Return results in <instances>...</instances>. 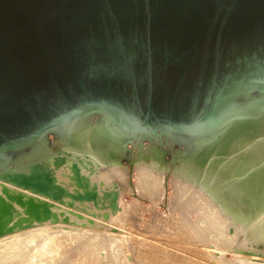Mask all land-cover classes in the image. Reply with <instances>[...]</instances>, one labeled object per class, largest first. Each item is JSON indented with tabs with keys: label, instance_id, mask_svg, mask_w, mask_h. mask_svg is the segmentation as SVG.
Returning a JSON list of instances; mask_svg holds the SVG:
<instances>
[{
	"label": "water",
	"instance_id": "obj_1",
	"mask_svg": "<svg viewBox=\"0 0 264 264\" xmlns=\"http://www.w3.org/2000/svg\"><path fill=\"white\" fill-rule=\"evenodd\" d=\"M22 1L28 33L21 27L19 38L0 42V159L83 115L100 116L130 143L164 137L184 145L221 127L243 96L264 97V0ZM73 169L86 184L79 165ZM0 178L63 204L65 195L99 194L69 193L38 162ZM3 191V207L7 193L50 211L48 202ZM5 225L0 235L34 224Z\"/></svg>",
	"mask_w": 264,
	"mask_h": 264
},
{
	"label": "rangeland",
	"instance_id": "obj_2",
	"mask_svg": "<svg viewBox=\"0 0 264 264\" xmlns=\"http://www.w3.org/2000/svg\"><path fill=\"white\" fill-rule=\"evenodd\" d=\"M22 3L24 4V1L21 0H0V42L6 43L19 38L21 27H24L25 31L28 30L26 24L28 19L24 12L26 7ZM255 99L258 100L260 97L256 94L243 96L242 101L231 108L221 127L209 135L184 145L174 144L165 138L144 139L134 143L123 138L124 141H121L125 145L120 146L122 150L115 146L116 149L114 147L110 152H106L108 155L98 151L95 152L98 156L92 153L91 157L87 156L85 151L82 154L76 149L68 148L58 128L39 147L34 145L22 155L12 154L0 159L5 162L4 166H0V173L3 169L28 171L31 163L38 162L52 171L58 184H65L64 187L70 188L69 190L65 188L69 193L76 190L84 192L87 188L99 192L96 201L77 200L65 195V203L74 202L72 206H68L59 201L48 200V197L46 199L38 194L35 196L36 194H31L30 191L29 194L24 189L8 185L6 180L0 178L2 179L0 194L4 192V186H7L11 188L9 192L11 196L24 192L23 198L26 195L27 198L33 197V200L38 198L36 201L40 199L43 200H40L41 202L49 201L50 206L48 215L41 211L42 208L41 210L36 208L37 212L35 208L28 210L26 205H22L16 199H10L11 197L4 193V198L9 203L8 208H3L0 203V223L5 222L4 229L26 223L34 225L28 228L18 227L14 232L0 235V250L8 249L9 252L13 250V253L18 251L16 254L30 252L28 255L42 256V259L40 257L36 260V264L39 260L38 264H42L43 258L48 254L52 255L51 258L44 260L51 261L49 264L54 261H61L60 264H254L256 262V264L261 262L264 264L263 236L259 238L249 236L246 228L243 229L245 224L241 223L244 219L243 215L233 214L232 218L228 212L230 209L224 210L226 208L222 207L224 208L222 210L220 203L209 202L211 194L209 198H197L203 193L199 189L200 184H203L204 175H196L198 169H194L197 153L213 137L239 128L237 125L240 115L246 113ZM81 118L95 126L108 122L100 116L83 115ZM76 155H81V158L78 160ZM83 155L93 158L91 159L93 161L90 162V159H86ZM106 155L110 159L107 160ZM74 156L76 160L73 159ZM94 158L97 161L94 162ZM102 158L105 159L100 160ZM75 163L79 165L86 184H76L75 176L71 178V174H75L72 171ZM89 165H94V168L90 167L96 174H90ZM101 165H104V168ZM60 166L63 167H61L63 171ZM62 175L69 185L63 177H59ZM69 178L73 179V182H70ZM72 185H75V188ZM115 187L118 189V208L114 211L117 191ZM196 190L201 192L197 196ZM194 197L205 200L198 202ZM201 201L205 210L198 204ZM94 203H99V206H95ZM103 205L107 207L102 208ZM32 209L35 212L32 213ZM203 211L214 216H209L207 213L205 215ZM91 213L101 215L94 216ZM39 214L43 217L40 221L36 220ZM66 215L69 216L68 221L53 222V219L58 217L63 219ZM38 229L43 230L34 233L38 232ZM54 239L59 243V248L54 243ZM18 246L23 247L20 250ZM55 246L58 248L57 251H54ZM16 254H13L14 258L27 257ZM4 256L1 251L0 264H10L9 261L16 259L9 257L12 259L7 263Z\"/></svg>",
	"mask_w": 264,
	"mask_h": 264
},
{
	"label": "bare ground",
	"instance_id": "obj_3",
	"mask_svg": "<svg viewBox=\"0 0 264 264\" xmlns=\"http://www.w3.org/2000/svg\"><path fill=\"white\" fill-rule=\"evenodd\" d=\"M238 123H239V125H237V127H239V128H234L233 130H231L229 132H224L219 136L213 137L209 142H207L205 144L203 149L197 153L198 157L195 160L196 167H194V169H198V173L196 175H198V176L204 175V177H202L203 184L202 185L200 184L201 188L199 189L203 193L201 194V197L198 196L197 198H202V197L209 198V196H210L209 194H211L210 199H208V200H210L209 202L212 203V201H214L213 203H217V202L220 203L221 207L218 204H215L216 206H219L220 209H222V207L226 208V209L223 208L224 210L230 209V211H228V212L230 213L231 216L233 214H240V213L243 215L244 219L241 220V223L245 224V225H243L244 226L243 229L246 228V230H247L246 232H248L249 236L253 235V237H257V238L263 236V238H264V97L263 98L260 97V99H258V100L255 99L254 103L246 111V113L245 114L242 113L240 115V117L238 119ZM59 129L62 133L61 138L63 139L64 142H66L68 148H71L73 150L76 149L79 151V152L78 151H76V152L82 153V154H84V151H85V154L87 156H91V157H92V153H95L98 151L99 152L103 151L105 154L106 152H110V149L114 148L115 146H118V147L123 146L124 147V145H125V144H122L124 142L121 141V140H123L124 135L120 131L115 129L109 122H106V124H104V125H99V126L96 125L95 126V125H91V124L85 122L80 116L78 118L70 120L69 122H67L66 124L61 126ZM162 138H164V137H162ZM159 139H161V138H158L157 140H159ZM165 139L167 141L170 140L168 138H165ZM152 140H155V139H152ZM170 141L173 143V140H170ZM41 143L36 144L35 147H39V145H41ZM114 149H116V147ZM81 150H83V152ZM86 150H88V151L86 152ZM121 150H122V148H121ZM116 153H118V151H116ZM71 154H73V152ZM86 155H83V157H86ZM95 155H97V154L95 153ZM107 155H106V157H107ZM109 155H110V153H109ZM76 156H77L76 157L77 159L81 158V155H76ZM97 156H94V157L97 158ZM74 158H75V156L73 157V159ZM76 158H75V160H76ZM87 158L90 159V157H86V159ZM108 158H109V156L107 157V160H108ZM91 159H93V158H91ZM91 159H90V162L93 161V160L91 161ZM103 159H105V158H102L100 160H103ZM95 161H97V160H95V158H94V162ZM75 162H78V161H75ZM104 162L105 161H103V163ZM86 163H87V161H86ZM79 164H81V163H79ZM88 164H89V161H88ZM1 165L2 166L5 165V162H3V160H0V166ZM90 166L91 165H89V167ZM101 166H100V169L104 168V165L102 166V168H101ZM61 167L62 166H60L59 168L62 169L63 167L62 168ZM89 167H88V169H89ZM91 167L94 168V165ZM91 167H90V172H91L90 174H92V173L96 174V172L91 171ZM59 168H58V170H60ZM62 171H63V169H62ZM72 171H74V170H72ZM195 172H197V171H195ZM87 174H89V173H87ZM66 175H67V173H66ZM72 176L74 177L75 174L74 175L71 174V178H72ZM105 176H104V178H105ZM59 177L61 178V177H63V175L59 176ZM100 177H102V175ZM64 178H65V176L63 177V179ZM71 178H69V179L71 180ZM74 179H75V177H74ZM64 180H65V182L67 181L66 179H64ZM102 180H103V177H102ZM3 181H5V180H3ZM61 181H63V180H61ZM70 182H73V179ZM76 184H78V183H76ZM64 185H62V186H64ZM75 185H72L73 188H75ZM9 189L11 190V188H9ZM66 189H68V188H66ZM199 190H196V191H198V193H196V196H197V194L201 193V192H199ZM14 191L15 190L13 188V192ZM22 193H24V192H22ZM22 193H21V195H23ZM29 194H30V192H29ZM204 194H205V196H203ZM24 196L26 197V195H24ZM35 196H37V194ZM25 197H24V199H25ZM32 198L29 197L25 200L32 199ZM43 198H44V196H43ZM194 198H195V200L197 199L196 197H194ZM36 199H38V198H36ZM36 199H35V201H36ZM46 199H47V197H46ZM189 199H191V198H189ZM40 200H42V199H40ZM48 200H52V199L49 198ZM195 200H193L194 203L196 202ZM199 200L203 201V200H205V198L204 199H197L198 202H199ZM193 201H192V203H193ZM202 201H201V203H198V204H200L199 206H202V208H203V205H201ZM209 202H207V205ZM48 203H49V201H48ZM196 205H194V206H196ZM204 206H206V204ZM208 206H210V205H208ZM33 209H32V213L34 211ZM35 210H36V208H35ZM39 210H41V209H39ZM203 210H205V209L203 208ZM41 211L43 212V209ZM30 212H31V210H30ZM36 212H37V210H36ZM199 212L200 211H198V213ZM202 213H205V211H203ZM206 213H205V215H206ZM225 213H227V212H225ZM200 214H201V212H200ZM208 215L214 216L213 214H208ZM225 216H228V215L225 214ZM5 217L7 218L8 216H5ZM232 218H233V216H232ZM227 220H228V217H227ZM239 229H241V228H239ZM42 230L43 229H38L37 230L38 232H34V233H39ZM244 235L246 236L247 234H244ZM55 239H57V238H55ZM55 239H54V241H55L54 243H56ZM56 244L58 247L59 243H56ZM22 247L23 246H18L19 249L20 248L22 249ZM57 247H56V250H54V251H57V249L59 248V247L58 248ZM1 251H2V253H4V255H5L4 257H6L4 259H7V263H8V260H11L12 258H14L13 254L15 255L16 252H18V251H16L15 253H13L14 252L13 250H11V252H9L10 250L8 251V249H1L0 252ZM26 253L25 254L24 253H22V254L17 253L16 256L20 255V254H21L20 256L26 255ZM28 253H30V252H28ZM28 253L26 255L27 257H25V256L15 257L16 259L14 258L15 259L14 261L12 259V261H9V263L11 264V263L15 262V264H36L35 262L38 258L41 257L40 259H42V256L39 257L37 255L38 256L37 257V256L31 255V254L28 255ZM10 254H12V255H10ZM51 256H52L51 254H48L44 258L46 260L48 258H51ZM9 257H12V258H9ZM44 258L42 261L43 263L41 262L42 264L51 263V261H49V260H48V262H45ZM39 261H38V263H39ZM60 262L54 261L52 264H60ZM256 263H254V264H256ZM261 263H259V264H261Z\"/></svg>",
	"mask_w": 264,
	"mask_h": 264
}]
</instances>
